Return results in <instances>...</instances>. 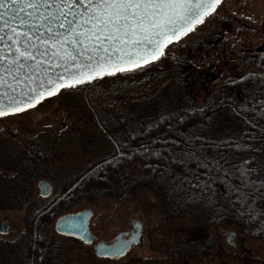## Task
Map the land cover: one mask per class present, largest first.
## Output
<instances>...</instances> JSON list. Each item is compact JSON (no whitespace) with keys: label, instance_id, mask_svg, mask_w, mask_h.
<instances>
[{"label":"rangeland","instance_id":"374dc122","mask_svg":"<svg viewBox=\"0 0 264 264\" xmlns=\"http://www.w3.org/2000/svg\"><path fill=\"white\" fill-rule=\"evenodd\" d=\"M182 40L170 47L168 57L141 69L142 75L105 78L74 95L50 98L26 115L0 119L18 129L8 136L9 176L16 183L23 174L17 185L8 183V206L0 210V226L8 221V232L0 233V264L24 257L37 231L61 246L60 264H116L121 258L102 259L93 246L55 230L60 216L84 209L93 211L91 233L108 242L129 231L133 220L143 222L142 242L130 249L124 264H264V236L226 219L218 222L208 203H185L161 182L141 180L138 163L126 177L99 175L93 185L67 193L77 177L116 153L114 138L124 142L125 135L145 131L156 118L215 102L223 84L255 71L256 56L264 53V0H224L217 16ZM204 71L215 76L206 83L212 96L198 84L187 91V74ZM134 100L136 105L126 104ZM10 137H18L17 142ZM40 180L53 184L51 195H40ZM44 211L41 225L38 218Z\"/></svg>","mask_w":264,"mask_h":264},{"label":"snow or ice","instance_id":"6c2138e0","mask_svg":"<svg viewBox=\"0 0 264 264\" xmlns=\"http://www.w3.org/2000/svg\"><path fill=\"white\" fill-rule=\"evenodd\" d=\"M223 6L224 0H0V119L26 115L50 98L74 95L105 78L117 79L159 62L169 56L170 47L183 43L182 38L217 16ZM248 78L264 84V72L240 75L241 81ZM250 99L243 110L264 117V88ZM253 139L221 140L217 147L228 151L211 157L199 150L184 156L195 162L190 169L195 187L207 192L209 182L222 181L228 208L264 231V146L255 148ZM113 143L114 151L123 156L121 140ZM257 151L262 154L258 161ZM102 163L107 166L111 161ZM197 169L201 176L195 175ZM47 193L45 186L41 195ZM64 227H71L72 234L93 246L102 259L121 258L116 264H124L133 241L143 238L142 232L133 231L93 245L82 223ZM33 235L44 238L38 231Z\"/></svg>","mask_w":264,"mask_h":264},{"label":"trees","instance_id":"16d2710c","mask_svg":"<svg viewBox=\"0 0 264 264\" xmlns=\"http://www.w3.org/2000/svg\"><path fill=\"white\" fill-rule=\"evenodd\" d=\"M262 63H264V53L260 52L254 61L255 72H264ZM142 74L143 72L140 70L135 74V77ZM193 74H187L185 78L188 82L187 91L190 92L193 85L198 84L211 95L210 92L213 91V88L208 87L206 83L212 81L215 76L212 73L210 74L209 71H204L202 74ZM127 75L122 76H126L125 79L134 77ZM243 75L247 77L248 73ZM109 79L112 80V78ZM223 86V89L218 90L222 93L215 102H208L212 100L211 95L207 98L208 103L197 109L174 117L161 116L156 118L154 123L151 124L152 127H148L145 131L125 135V141L121 142L124 155L111 154L110 158L107 159L111 161V164L107 166L102 163V160L100 168L96 169L94 167L86 173L83 180H80V177L84 174L77 177L72 182L71 187L75 186L72 187L71 191L82 186L89 187L93 185V182L100 179L99 175L108 180L111 177H126L127 170L138 163L142 167L141 180L151 178L161 182L162 188L163 186L164 189L168 188L167 193H175L185 203L194 200L208 203L215 207L218 222L226 219L234 225L249 229L255 236H264V231L258 230L259 224L254 228L247 221L241 220L232 209L228 208L224 198L226 186L222 181L209 182V191L207 192L195 187L196 180L193 179V173L190 171L195 167V162L186 160L184 156V153L189 150H199L202 155L208 157L226 152L228 151L226 148L217 147L219 141L229 138H242L243 136L254 137L251 142L257 149L264 146V139H262L264 137V131H262L264 129V117L243 110L245 104H251L250 98L253 92L257 97L260 96V89L264 88V84H261L258 78H248L241 81L240 76H235L234 80L226 82ZM121 102H123L122 99ZM134 102L136 103L134 104ZM130 103L136 105L138 102L136 100L126 102L128 105ZM200 109H203L202 113ZM122 114L125 116V113ZM181 116L184 117L183 120H180ZM249 121H252V123H249ZM253 123L255 127H253ZM110 140L112 139L110 138ZM144 148H148L149 151H144ZM254 155L257 161L261 159L262 154L259 151ZM195 175L201 176V170L197 169ZM164 180L167 183L165 182L163 185ZM209 198H211L212 203L209 202ZM221 208L225 209L224 213L219 212ZM46 213L47 211H44L38 218L39 224L42 225V216ZM222 215L224 216L222 217ZM45 236L43 240H37V237L32 235L25 256L17 262L12 261L13 263L8 260V263L32 264V261L36 260L37 264H60V258L63 254L61 246L57 244L55 246L52 242L48 243ZM41 255L43 256L42 259H40Z\"/></svg>","mask_w":264,"mask_h":264},{"label":"water","instance_id":"95a60500","mask_svg":"<svg viewBox=\"0 0 264 264\" xmlns=\"http://www.w3.org/2000/svg\"><path fill=\"white\" fill-rule=\"evenodd\" d=\"M45 186L48 187V193L46 195H43V196L47 197V196L51 195V193L53 191V187L49 181L41 180L39 182L40 193L43 192ZM92 216H93V211L91 209H84V210L77 212V213H67V214L60 216L56 220L54 228L61 235L71 236V237L80 239L79 235H73L72 234L73 230L71 227H64V225L76 224L77 226H79L82 223L84 228L91 234L92 242H95V244L98 241L108 242L106 240L97 239L91 233L90 228H89V224H90V219L92 218ZM74 217H75V219H74ZM61 218H63V220ZM131 226H132V228L130 231L122 232V233L118 234L117 236H120L121 234H127L130 236L133 231H136L139 234L140 232H142L143 222L140 221L139 219H135L132 221ZM0 232L7 233L8 232V224H4L3 227L0 229ZM230 237H233V233ZM141 242H142V240L139 239V236H138V239L136 241H133V246L140 245ZM111 258H119V257H111Z\"/></svg>","mask_w":264,"mask_h":264},{"label":"flooded vegetation","instance_id":"af4514ba","mask_svg":"<svg viewBox=\"0 0 264 264\" xmlns=\"http://www.w3.org/2000/svg\"><path fill=\"white\" fill-rule=\"evenodd\" d=\"M14 130L18 131V129H13V128L9 127L8 122H0V210L1 209H5L8 206L7 205L8 183L12 182L11 186H15V185H17L16 183H19L23 179V174L22 173H20L19 178L16 179V183L13 182L12 178L9 176V170L12 168V166H8V136H14V134H15L13 132ZM16 136H18V133L16 134ZM10 138L12 140H15L16 142L18 140V137H10ZM34 150H37V148H34ZM118 155H120V154L118 153ZM39 158L37 157V162L41 161V160H39ZM43 158H45V157H43ZM109 158L110 157H108L106 159H109ZM23 165L27 166L28 165V161H25V163ZM31 167L32 166L29 165V168H31ZM91 170H88V171H91ZM86 173H88V172L84 173V175H83L84 177L86 176ZM39 182H38V188H39ZM23 185L26 186L27 182H24ZM52 187H53V184H52ZM72 187H70V189L67 191V193H69L71 191ZM39 192H40V188H39ZM40 195H41V193H40ZM41 196H43V195H41ZM4 224H8V221L4 220L2 222V224H1V226H0V229L3 227ZM143 226H144V224H143ZM131 228H132V226H131ZM142 232L144 234L143 228H142ZM0 233H2V232H0ZM2 234H4V233H2ZM94 244H95V242H93V245Z\"/></svg>","mask_w":264,"mask_h":264}]
</instances>
